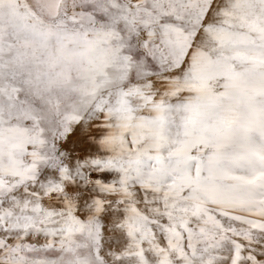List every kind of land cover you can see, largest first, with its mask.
Instances as JSON below:
<instances>
[{
	"label": "snow or ice",
	"instance_id": "1",
	"mask_svg": "<svg viewBox=\"0 0 264 264\" xmlns=\"http://www.w3.org/2000/svg\"><path fill=\"white\" fill-rule=\"evenodd\" d=\"M0 264H264V0H0Z\"/></svg>",
	"mask_w": 264,
	"mask_h": 264
}]
</instances>
